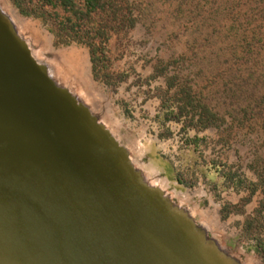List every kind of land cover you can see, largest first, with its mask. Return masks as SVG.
Instances as JSON below:
<instances>
[{"label":"rangeland","instance_id":"rangeland-1","mask_svg":"<svg viewBox=\"0 0 264 264\" xmlns=\"http://www.w3.org/2000/svg\"><path fill=\"white\" fill-rule=\"evenodd\" d=\"M5 1L30 21L28 37L78 53L64 68L93 79L106 100L87 102L148 180L243 263L264 264V0H135V24L109 30L96 72L88 45ZM204 107L212 118L201 127Z\"/></svg>","mask_w":264,"mask_h":264},{"label":"water","instance_id":"water-1","mask_svg":"<svg viewBox=\"0 0 264 264\" xmlns=\"http://www.w3.org/2000/svg\"><path fill=\"white\" fill-rule=\"evenodd\" d=\"M4 11L0 264H244L148 180L88 100L56 81L47 56L33 59ZM19 83L45 89L52 115L40 135H21L12 96Z\"/></svg>","mask_w":264,"mask_h":264},{"label":"trees","instance_id":"trees-1","mask_svg":"<svg viewBox=\"0 0 264 264\" xmlns=\"http://www.w3.org/2000/svg\"><path fill=\"white\" fill-rule=\"evenodd\" d=\"M23 15L43 17L57 27V35L90 47L94 72L106 67L109 30L135 24V0H12ZM205 125L212 114L199 112Z\"/></svg>","mask_w":264,"mask_h":264},{"label":"bare ground","instance_id":"bare-ground-1","mask_svg":"<svg viewBox=\"0 0 264 264\" xmlns=\"http://www.w3.org/2000/svg\"><path fill=\"white\" fill-rule=\"evenodd\" d=\"M5 3V0H0V6L2 7V9L5 10L4 12L8 15L9 19L11 20V24H13L14 33L26 40L25 46L29 48L33 59L40 63L39 58L47 56L46 58L48 59L50 66H52L51 68L54 74L53 77L56 79V81H60L64 85L67 83L73 84L72 87L76 90V92H79L82 97L84 96L83 98H86L87 100L90 99L91 101H93V104L97 105L96 108H100V104H102V102L106 99L93 84V79L87 76L82 70L77 73L78 75H76V77L75 75L73 76L69 74L64 68L65 65L67 67V63L65 62L66 57H70L71 54L73 56H77L78 53L76 52V54H73L74 49L71 48L55 49L48 43H42L41 37L39 35L28 37L27 35L28 30L30 28V21L17 15ZM38 68L40 67L38 66ZM33 77H40L39 79L35 78V81H37V83H41L45 87V85L43 84L44 81H42V75L33 74ZM22 87L28 86L24 83H19L18 86L15 87L14 93L12 94L15 104L17 106L15 108L17 117L21 118L24 122V125L26 126V130L20 128L21 135H25L26 132L29 134L40 135L46 130V126H42L41 122L46 121L48 116L50 117L52 115V108L47 100V94L45 92V89H42V87H39L37 84L35 86L33 84L29 85L30 88ZM3 95L4 93L0 90V99ZM98 102L101 103L99 104ZM102 117L106 120L105 115L102 114ZM154 184H160V180L155 179ZM185 197L186 198L182 200L188 201V197ZM190 210L193 215H195V209ZM199 215L202 218H205L210 221L213 226L218 227L219 223L215 220L214 216L207 209L199 210ZM244 263L254 264L253 257L246 256V261Z\"/></svg>","mask_w":264,"mask_h":264}]
</instances>
